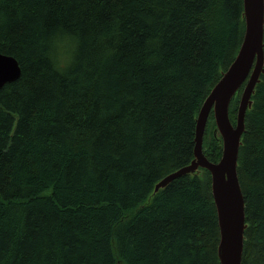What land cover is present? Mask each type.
<instances>
[{"label":"trees","instance_id":"1","mask_svg":"<svg viewBox=\"0 0 264 264\" xmlns=\"http://www.w3.org/2000/svg\"><path fill=\"white\" fill-rule=\"evenodd\" d=\"M242 13L243 0H0V54L21 70L0 88V264H219L209 172L154 187L192 161ZM57 29L79 39L63 73L45 55ZM251 100L241 264H264V75ZM214 128L210 115L211 162Z\"/></svg>","mask_w":264,"mask_h":264},{"label":"water","instance_id":"2","mask_svg":"<svg viewBox=\"0 0 264 264\" xmlns=\"http://www.w3.org/2000/svg\"><path fill=\"white\" fill-rule=\"evenodd\" d=\"M244 34L240 48L228 69L211 89L198 112L194 130L193 159L172 172L154 187V193L186 175L207 170L219 228V264H241L244 231L247 228L244 198L237 176V158L244 133L246 112L252 107L260 77L264 75V0H243ZM16 59L0 54V88L19 79ZM240 92L234 123L229 119L232 99ZM213 116L214 139L222 144L221 159L209 162L202 153V141L209 116Z\"/></svg>","mask_w":264,"mask_h":264},{"label":"clouds","instance_id":"3","mask_svg":"<svg viewBox=\"0 0 264 264\" xmlns=\"http://www.w3.org/2000/svg\"><path fill=\"white\" fill-rule=\"evenodd\" d=\"M46 57L57 72H66L75 62L79 39L77 36L57 29L46 41Z\"/></svg>","mask_w":264,"mask_h":264},{"label":"bare ground","instance_id":"4","mask_svg":"<svg viewBox=\"0 0 264 264\" xmlns=\"http://www.w3.org/2000/svg\"><path fill=\"white\" fill-rule=\"evenodd\" d=\"M243 38V37H242ZM242 42V41H241ZM263 42H264V33H263ZM241 45V44H240ZM240 48V47H239ZM239 50V49H238ZM204 137V136H203ZM203 142H204V140L202 141V153H203V156L206 158V155H204V152H205V150H204V148H203ZM218 153V152H217ZM207 159V158H206ZM221 159V157L219 156L218 158H217V161L216 162H211V161H209V159H207L209 162H211V163H217V162H219V160Z\"/></svg>","mask_w":264,"mask_h":264},{"label":"rangeland","instance_id":"5","mask_svg":"<svg viewBox=\"0 0 264 264\" xmlns=\"http://www.w3.org/2000/svg\"><path fill=\"white\" fill-rule=\"evenodd\" d=\"M238 95H239V97H238V98H239V99H238V104H239V100H240V92H239ZM238 104H237V106H238ZM235 115H236V113H235ZM234 120H235V117H234ZM221 155H222V151H221L220 157H221Z\"/></svg>","mask_w":264,"mask_h":264}]
</instances>
